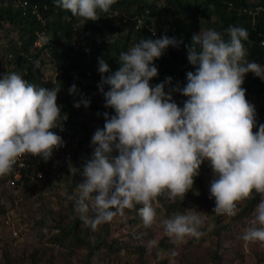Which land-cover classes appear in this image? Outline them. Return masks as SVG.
<instances>
[{
	"label": "clouds",
	"instance_id": "obj_1",
	"mask_svg": "<svg viewBox=\"0 0 264 264\" xmlns=\"http://www.w3.org/2000/svg\"><path fill=\"white\" fill-rule=\"evenodd\" d=\"M114 3L116 0H55L56 7L78 18L77 29L106 13L105 17L116 23H122L126 16V22H134L135 30L143 26L149 30V39L143 38L119 53L117 70L98 58L101 79L97 87L105 108L115 114L103 113L104 126L93 133V153L83 168L69 164L71 173L79 172L83 177L76 194L67 197L74 202V211L84 225L96 231L139 205L143 224L152 227L157 223V198L166 193L170 200H184L201 165L207 162L213 174L209 199L215 200L213 212L217 215L235 216L239 202L253 192L260 195L241 238L264 243V124L254 131L255 106L246 99L242 87L248 73L264 80V66L246 59L243 42L249 40L247 30L229 26L228 39L214 29L200 30L192 35L190 44H184L183 39L171 37L166 26L161 30L147 26V10L139 16L127 15L123 10H110ZM152 30L166 35L152 40ZM46 38L45 31L44 37L37 36L35 45L39 47L40 40ZM182 44L188 62L195 67L194 72L186 73V85L172 84V78H185L177 70L152 86L150 81L158 76L155 63ZM33 63L39 68V60ZM61 90L62 86L37 87L17 72L0 75V177L17 170V159L22 156L26 166L22 171L28 172L34 165L26 155L48 161L54 150L65 146L63 139L69 140L71 128L68 123L63 128L68 115L57 103ZM77 92L73 84L69 94ZM178 94L185 97L179 105L174 101L182 97ZM81 105L90 106L83 94L74 102L77 109ZM56 130L66 137L62 139ZM36 171H40L38 167ZM160 223L174 244L205 235L200 230V216L190 210L175 212ZM157 243L148 242L150 247Z\"/></svg>",
	"mask_w": 264,
	"mask_h": 264
},
{
	"label": "trees",
	"instance_id": "obj_2",
	"mask_svg": "<svg viewBox=\"0 0 264 264\" xmlns=\"http://www.w3.org/2000/svg\"><path fill=\"white\" fill-rule=\"evenodd\" d=\"M25 1L28 4L26 8L23 7V2ZM160 1L162 0H116V3L112 5L110 10L122 11L124 9L125 11L123 12H126L127 15L129 13L132 16H139L147 10L148 14L145 18L147 20V26L161 30L165 28V23L161 17L159 19L160 9L157 4ZM163 1L175 10L181 12L186 18L193 17L197 20H209L211 17L216 16L218 19L215 24L216 31H219L224 39H228L226 30L229 26L246 29L249 35V40L243 42L248 51L246 59L264 66V46L260 44L264 40V0ZM131 5L135 6V9H129ZM33 6L37 7L40 17L33 14L31 10ZM99 15L101 17L97 21H85V25L81 29H77L75 25L78 22V18L72 17L70 12L56 7L55 0H0V31L4 32L5 29L8 32L6 35L9 37L6 47H3V53H6L5 56L7 58L6 69L0 75L3 73L17 72L37 87L52 88L54 86H62V90L58 94L57 103L61 106L62 113H66L69 117L68 125L71 128L72 136L78 128H80L79 135L81 136L85 131V126L80 119L82 105L79 109L74 107V102L81 100V94L90 100L89 107L94 114H100L98 116L102 124L105 123L103 113L108 112L109 115L115 114L113 109L105 108L104 97L97 87L101 79L98 73V58L102 57L105 59L110 68L115 71L119 67L116 59L121 51H127L130 46L135 45L143 38L149 39V30L145 26L135 30L133 21L116 23L113 18L105 17L106 13H99ZM121 18L122 16L118 17V21ZM43 30L46 31L47 38L42 46L37 47L35 45L37 39L36 33ZM169 34L170 36H174L173 32ZM183 34L181 39H183L184 44H190L191 42L188 43L185 40L187 32L183 31ZM184 44L180 45L179 48L172 47V50L165 57L155 63V66L158 68V76L150 81L152 86L163 82L166 77H171L172 72L177 70L179 76H184L185 78H179V80L172 78V84L174 86L179 84L181 87L186 85V73L189 71L194 72L195 67L187 60V52ZM43 52L48 53L52 58L50 64L52 77L46 80L43 79L45 76L42 72V68L45 65V61L41 57ZM36 60L40 62L39 68L34 67L33 62ZM93 68L95 71H93ZM57 71H60L59 74H56ZM89 71L90 75L87 76ZM85 80L86 82H84ZM73 84L76 85L78 92L70 95L69 88ZM242 87L246 89V99L255 106L257 128L254 131H257L258 125L264 124V80L255 77L252 73H248L245 76ZM105 90H108L107 86ZM167 90L166 87L165 91ZM179 96L182 95L178 94ZM182 97L174 101L179 105L184 102L185 97ZM56 133L62 139L66 137H63L58 130H56ZM64 140L67 142L70 139L66 140L65 138ZM92 153L93 148L85 154L84 164L91 158ZM48 162H52V158ZM202 167L203 164L201 165L200 174L194 178L193 188L186 194L184 200L178 199L176 202L165 205L164 195L157 198L160 205L165 208V217H169L175 212H182L185 208L194 207L192 209L195 211L202 210L206 216H209L213 225V232L220 233L221 230H227L230 227V221L233 218L241 220L246 215L253 213L256 204L261 198L255 192L247 200L238 203L240 211H238L237 215L228 216L214 213L215 200H206L204 195L203 184L206 180L205 176L208 170L203 171ZM60 168L62 169V173L65 174L62 166ZM38 169L44 173L45 178L50 172L44 170V167H38ZM208 169L212 171L210 166ZM58 170L60 171V169ZM29 173L33 174V171H29ZM10 176L12 177V175ZM189 201L192 203L190 204ZM72 203L73 201H70V204ZM163 203L164 205H162ZM139 207L138 205L134 210H125L127 214L134 215L131 219L129 218L131 226L141 223V219L136 216L139 215ZM4 214L5 208L0 202V216ZM220 222H224L225 226L217 228L216 226ZM81 225H83V222L77 215L68 228L59 225V232L49 242L64 247L63 242L71 239L78 246H81V249L89 250V253L93 250L92 248H96L102 243L99 251L104 247V249L110 250L111 252L113 250L117 252L121 250L131 252V255L136 257L135 264H144L146 249L137 242V240H143L135 232L130 231L124 239H117L114 242L113 240L107 242L104 238H98L96 244L90 246L80 236L84 232V228ZM223 241L221 239L219 242ZM161 243L159 244L161 245ZM219 250L220 248L209 256L210 264L222 263L223 260L222 256L219 255ZM187 263L192 264L188 261ZM19 264H42V259L39 258L37 253L31 259H20ZM124 264L134 263L128 261Z\"/></svg>",
	"mask_w": 264,
	"mask_h": 264
},
{
	"label": "rangeland",
	"instance_id": "obj_3",
	"mask_svg": "<svg viewBox=\"0 0 264 264\" xmlns=\"http://www.w3.org/2000/svg\"><path fill=\"white\" fill-rule=\"evenodd\" d=\"M157 5L160 9L159 17L163 19L169 33L173 32L177 39H181L184 35L183 31H185L187 32L185 40L189 43L192 35L199 33L200 30H216L215 24L218 21L216 16L209 20L186 18L163 0ZM131 8L135 9V6L131 5L129 9ZM6 33L8 34L5 29L4 32L0 31V74L6 69L7 64L6 53H3V47H6L9 39ZM168 37L170 36L168 35ZM43 42L45 39L40 40V46L43 45ZM61 42L63 41L61 40ZM41 57L45 61L42 68L45 76L43 79H50L52 77V69L50 71L52 58L46 52H43ZM93 71H95L94 68ZM80 119L85 126L84 134L79 135L80 128H78L74 135L70 136L69 141L66 142L63 139L65 146L53 151L52 162L26 155L29 164L34 165L28 169L29 177L27 175L20 178L15 168L10 174L0 177V202L5 208V214L0 216V264H19L20 259H31L37 253L42 259V264H124L128 261L136 263V257H133L131 252L124 250L111 252L104 247L99 251L102 243L98 247L92 248L93 250L89 253V250L81 249V246L71 239L63 242L64 247L49 242L59 232V225L68 228L75 216L78 215L74 211V202L70 204L67 197L76 194L77 186L82 182L83 177L79 172L71 173L69 164L71 163L78 169L83 168L84 156L93 148L91 137L97 128L104 126L100 117L94 114L90 107L85 108L82 105ZM42 163L43 165H41ZM61 166L65 170V174L62 173ZM37 167H44V170L50 171L46 178L43 173L42 179L37 177V173L41 172L40 169L39 172L36 171ZM202 168L203 171L208 170L203 184L207 200L210 196L209 186L213 174L208 169L207 162L203 164ZM29 171H33V174H30ZM60 174L62 175L60 176ZM164 199L165 205H168L181 198L178 197L173 201L165 193ZM154 207L157 211V223L152 227H145L140 215L136 216L141 219V223L131 226L129 218L131 219L134 215L127 214L125 211L122 216L117 215L113 221L99 226L96 231L84 224L81 225L84 232L80 236L90 246H93L98 238L114 242L117 239H124L130 231L135 232L143 240H137V242L146 249L144 264H188L187 261L192 264H210L209 256L218 248H220L219 255L223 260L221 264H264V243L246 242L241 238L243 229L253 219V213L246 215L241 220L233 218L227 230L214 233L209 216H206L202 210L195 211L192 209L194 207L185 208L180 213L190 210L200 216L202 221L200 230L205 235L199 239L186 237L184 242L174 244L164 234L163 226L160 223L161 220L170 216L165 217V208L158 201L154 203ZM238 209L240 211V208ZM222 226H225L224 222H220L216 227ZM221 239L224 241L219 242ZM152 240L158 242L156 247L149 246L148 242ZM160 242H162V246L159 244Z\"/></svg>",
	"mask_w": 264,
	"mask_h": 264
},
{
	"label": "built area",
	"instance_id": "obj_4",
	"mask_svg": "<svg viewBox=\"0 0 264 264\" xmlns=\"http://www.w3.org/2000/svg\"><path fill=\"white\" fill-rule=\"evenodd\" d=\"M23 7H28V4H27V2L25 1V2H23ZM32 10V12L34 13V14H36L38 17H39V12H38V10H37V7L36 6H33V8L31 9ZM127 21V17L126 16H124L122 19H121V22L122 23H125ZM166 35V33L164 32V31H157V30H152L151 31V33H150V36H151V39L152 40H156V39H160V38H162L163 36H165ZM37 36H38V38H41V37H44L45 36V31L43 30V31H41V32H39V33H37ZM261 45H264V41H262L261 42ZM68 119H69V117H68ZM68 119L66 120V121H64V123H63V128H64V130H65V125L68 123ZM63 130V131H64ZM55 131V130H54ZM25 160V156H22V157H20V158H18L17 159V162H16V164L18 165V168H17V172H18V174L21 176H26V174H27V170H24V171H22V169L23 168H25L26 166L24 165V161ZM37 177L39 178V179H42V173H38L37 174Z\"/></svg>",
	"mask_w": 264,
	"mask_h": 264
}]
</instances>
